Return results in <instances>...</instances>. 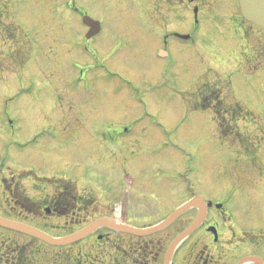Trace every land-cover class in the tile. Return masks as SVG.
Here are the masks:
<instances>
[{"label": "rangeland", "instance_id": "rangeland-1", "mask_svg": "<svg viewBox=\"0 0 264 264\" xmlns=\"http://www.w3.org/2000/svg\"><path fill=\"white\" fill-rule=\"evenodd\" d=\"M85 15L101 25L90 41ZM205 80L229 108L216 121L188 102ZM77 134L88 138L79 143L84 150ZM114 145L118 156L110 153ZM260 161L264 31L243 19L237 0H0V177L29 198L45 200L64 178L89 206V220L112 212L141 227L184 202L188 179L204 197L230 200L237 217L264 206ZM195 239L183 243L187 264H196ZM123 241L132 250L134 240ZM101 245L105 255L79 257L70 249L69 259L113 264L124 246ZM57 250L67 263V249Z\"/></svg>", "mask_w": 264, "mask_h": 264}, {"label": "flooded vegetation", "instance_id": "flooded-vegetation-1", "mask_svg": "<svg viewBox=\"0 0 264 264\" xmlns=\"http://www.w3.org/2000/svg\"><path fill=\"white\" fill-rule=\"evenodd\" d=\"M89 86H91V83ZM58 101H63V99H59ZM66 126L71 128L70 134H68L67 137L74 139L75 137L72 133L75 127H71L69 122ZM258 130L262 133V129ZM85 134L87 133L85 132ZM96 135H98V133ZM77 137H79L78 134ZM82 140L84 141L83 146H85V141L87 142L88 140L85 136L84 139L79 137V141L76 142L79 144ZM115 141L119 142L116 136L112 139V142ZM78 144L76 145L77 149H79ZM79 146L81 150L85 149V147L83 148L80 144ZM105 146H107V144H105ZM112 147L113 152L110 153L118 156L119 152L117 149L119 145H114ZM91 150H93V154L97 153V150ZM98 150L99 155H101V163L103 162V154H105L106 151L104 152L103 145L99 146ZM260 162L262 164L261 168H263L264 164L262 161ZM26 179L27 178H20L21 181L19 182L21 183L22 180ZM62 179L63 180H56L54 191L49 194L45 200L41 201L39 199L40 201H36L35 199L29 198L27 193L23 191V188H20L11 181H7L5 177H0V190H4L0 198L3 199V194L4 196L6 194L4 200L6 201V198H8L7 202L10 201L9 206L4 207L0 205V216L37 228L55 238L68 236L87 226L93 221L89 220L91 214L89 206H85V202H83L82 198L75 195V185L69 180L65 181L64 178ZM131 186L132 185L129 187ZM195 194L200 193H198L193 186H189L186 183V192H184L186 199L184 202L190 200ZM200 195L204 198L206 203L211 201L212 204L207 209L204 222L188 237V239L196 237L195 242H192L194 244L190 246L197 249L194 263L264 264V206L260 205L259 213L253 209L251 211L252 215L249 212H243L240 216L235 217L230 209V200L218 201L204 197L202 194ZM218 204H221L220 208H217ZM27 210L30 212L28 213ZM81 212H86L85 215L88 216L81 219ZM39 213H45L46 218L43 220L38 217L37 215ZM196 215L197 208H191L164 231L147 236H134L126 233H119L108 228L97 229L87 238L64 247L67 249L65 254L68 255V262L66 261L67 263L63 264H82L80 261H73V263L70 261V249H75L77 254H74V256L79 257L87 258L88 254L93 255L94 250L98 251L101 255H105V253L102 252L103 249H101V244L116 248L115 243L118 242L124 245L123 240L126 237L131 239V241L134 240L135 243L133 248L132 250H127L125 245L120 246L116 254L117 256L111 260L113 264H163L165 252L171 240L180 233ZM100 217L115 218L119 223L133 225L128 223L126 219L124 220L122 217L112 212H107V214L101 215ZM184 217H186V219ZM51 219H59V221L64 220V223L54 224V221H51ZM134 221L136 220L134 219ZM156 223L158 222L151 223L150 225H142V227L151 226ZM257 223H259V226ZM250 224L252 226H249ZM75 227H77V229H75ZM183 243L175 250L171 264H187L190 254L183 247ZM96 244H98L99 248H97ZM49 248L53 249L50 254H48ZM83 248L86 250L83 251ZM57 249H61V247L50 246L32 236L0 226V264H60L58 259L59 251ZM248 258H252L251 260L253 261L243 262Z\"/></svg>", "mask_w": 264, "mask_h": 264}, {"label": "water", "instance_id": "water-1", "mask_svg": "<svg viewBox=\"0 0 264 264\" xmlns=\"http://www.w3.org/2000/svg\"><path fill=\"white\" fill-rule=\"evenodd\" d=\"M238 2L240 6L241 15L243 16V18L255 24L256 26L264 29V0H238ZM82 22L84 25L90 28L87 34V38H91L92 36L99 33L100 31L99 22L93 20L89 16H83ZM182 38L187 39L188 37L182 36ZM191 207H197L199 210L198 214L196 218L192 221V223L185 230H183L169 245L166 252L164 264H170L173 252L176 249V247L182 241H184L204 220L206 213V205L204 204L203 199L200 196H196L189 202L183 204L182 206L177 208L174 212H172L162 222L149 228H135V227L119 224L113 219L102 218L94 221L89 226L83 228L82 230L70 236L60 239H53L47 234L37 229H34L30 226L13 222L1 217H0V225L6 228L14 229L32 235L53 245H66L82 239L83 237L87 236L89 233H91L92 231H94L96 228L99 227H108L116 231L125 232L138 236L150 235L152 233L162 231L168 226H170L178 217H180L183 213L188 211Z\"/></svg>", "mask_w": 264, "mask_h": 264}, {"label": "trees", "instance_id": "trees-1", "mask_svg": "<svg viewBox=\"0 0 264 264\" xmlns=\"http://www.w3.org/2000/svg\"><path fill=\"white\" fill-rule=\"evenodd\" d=\"M187 1H199L202 2L204 0H187ZM218 75L214 74V82L218 81ZM219 80L221 78L219 77ZM228 84V91H229V96L232 95L231 93V83L230 80L227 79ZM215 83L210 82L208 80H205V82L200 83L199 86H197V89L193 92L192 98H190V103L195 110H212L214 115H215V120H218V117L221 115H229L228 113L226 114L225 111H229V108L227 109V106L222 102L224 100V97L221 96V89L217 88L214 86ZM213 87H215L217 90H215ZM230 89V90H229ZM208 91V93H207ZM222 104V108H220V105ZM235 112L237 114H240L241 111H243V107L239 102H236L235 104ZM225 110V111H224ZM217 124H220L219 128L221 129L222 123L221 121H217ZM226 134V133H225Z\"/></svg>", "mask_w": 264, "mask_h": 264}]
</instances>
